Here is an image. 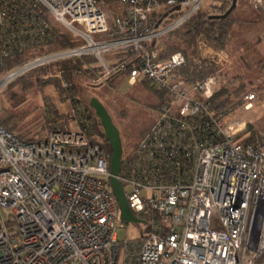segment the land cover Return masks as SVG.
<instances>
[{"label": "built area", "instance_id": "1", "mask_svg": "<svg viewBox=\"0 0 264 264\" xmlns=\"http://www.w3.org/2000/svg\"><path fill=\"white\" fill-rule=\"evenodd\" d=\"M33 1L82 43L0 74V90L35 68L91 56L100 70L90 84L127 71V83L146 80L170 98L117 176L131 212L151 227L140 241L118 240L111 155L80 125L51 130L41 142L0 127V264H118L120 256L123 264H255L264 254V131L243 143L245 122L210 107L229 54L199 39L198 60L213 72L192 81L175 73L185 65L180 52L159 57V38L205 0H114L125 8L111 26L100 0ZM247 2L264 7V0ZM154 12L162 17L151 28ZM48 27L24 0H0V63L43 41ZM254 99L246 94L243 108Z\"/></svg>", "mask_w": 264, "mask_h": 264}, {"label": "trees", "instance_id": "2", "mask_svg": "<svg viewBox=\"0 0 264 264\" xmlns=\"http://www.w3.org/2000/svg\"><path fill=\"white\" fill-rule=\"evenodd\" d=\"M108 1L114 3L116 11H113V14H121L123 12L125 8L124 6L114 0ZM24 2L25 5L35 10L38 13V16L48 23V31L43 41L34 42L24 48L20 53L15 52L4 57L0 63V74L6 73L8 70L34 56L73 47L82 43V40L70 30L61 24L56 23L40 4L33 0H24ZM230 5L231 0H218V4L213 6L215 9L214 12L208 14L199 10L192 14L179 27L163 35V45L159 57L165 58L174 52H180L185 58V65L175 71L179 77L186 81L199 80L213 72V68L209 63L198 60L196 44L199 39H202L216 49L226 50L227 45L231 40V30L236 22V19L233 17V11L225 18H212L210 15L223 14ZM256 9L262 10L264 7ZM163 11H166L165 8L162 9V12ZM161 17V12H154L148 18L147 25L153 28L159 23ZM121 54L122 53L109 54L107 57H115ZM128 54L129 53H127V55ZM262 61L264 64V59ZM94 62L95 59L91 56H80L77 58L55 61L51 64L49 63L28 71L9 82V85L5 89V95L8 99L5 100L4 105L7 102L10 103V107L19 105L25 100L26 94L33 86L45 82L52 84L62 98L75 102L77 100L75 78H80L81 80L90 83L100 70L99 67L94 65ZM48 72H51L50 75L44 78ZM126 74L127 71H124L120 75L123 79H126ZM114 78L115 77L107 80L105 83L112 81ZM232 79L233 80L231 81L220 82L210 100V107L215 112H224L228 116L234 115L237 112L244 92V82L241 81V77L237 75ZM236 81H238V83L236 85L233 84ZM142 82L148 81L143 80ZM155 90L160 96V108L169 100L170 96L165 90H158L156 88ZM48 112L50 113L49 117H42L34 129L30 131L25 130L20 123L23 115L13 112L6 108V106H3L0 107V127L9 131L21 140L35 142L45 140L51 130L71 129L69 125L71 121L68 114L58 113L54 108H50ZM76 114L77 120L79 121L78 126L80 125L83 130L87 132L89 142L99 144L111 155L109 144L104 136L99 120L90 105L88 103L85 104L84 109H79ZM72 117L74 119L76 116ZM257 136L258 135L254 130L247 129L242 142L248 143ZM126 154L127 153L123 151L121 161H123ZM144 224L147 227L146 231H151V227L146 220H144ZM142 236L143 235L137 238V240L140 241Z\"/></svg>", "mask_w": 264, "mask_h": 264}, {"label": "rangeland", "instance_id": "3", "mask_svg": "<svg viewBox=\"0 0 264 264\" xmlns=\"http://www.w3.org/2000/svg\"><path fill=\"white\" fill-rule=\"evenodd\" d=\"M100 1V4L104 3L107 25L111 26L112 12L116 11L114 3L108 0ZM216 4L218 0H205L200 11L210 14L215 11L213 6ZM233 17L236 22L226 48L230 66L222 72L223 74L220 73V82L231 81L234 76L238 75L244 82V92L237 112L227 119L228 121H244V132L250 129L258 135L264 131V64L262 61L264 59V9L254 8L247 0H236ZM163 38L164 36L158 40L161 50ZM50 73L48 72L44 78ZM237 83L238 81L233 84ZM8 85L9 83L0 90V107L6 106L13 112L23 115L20 123L25 130L30 131L42 117H49L50 108L56 109L58 113L68 114L71 121L70 128L75 129L79 124L76 112L84 109L85 104H89L92 97L97 98L107 108L118 128L125 153L130 152L136 146L141 135L154 122L160 105V96L150 82L137 81L129 84L121 75L100 85H93L80 78H75L77 87L75 102L62 98L52 84L45 82L33 86L23 102L10 107L9 102L4 105L5 100L8 99L5 95ZM246 93L255 95L249 110L243 108ZM72 116L76 117L73 119ZM3 216L6 217L5 211H3ZM146 228L144 222L123 223V226L117 229L118 240L122 242L125 239L139 238L141 234L147 232ZM120 246L122 249V243ZM118 264H123L121 256ZM255 264H264V255Z\"/></svg>", "mask_w": 264, "mask_h": 264}, {"label": "water", "instance_id": "4", "mask_svg": "<svg viewBox=\"0 0 264 264\" xmlns=\"http://www.w3.org/2000/svg\"><path fill=\"white\" fill-rule=\"evenodd\" d=\"M235 6L236 0H231L230 7L223 14L210 15V17L225 18L233 11ZM89 105L92 107L96 117L99 120L100 126L111 150V156L109 160V183L120 209L121 220L125 224L129 222L143 223L144 221L142 219L136 217L131 212L125 198L123 186L117 178L123 154L122 140L119 130L113 123V120L105 106L97 98L92 97L89 100Z\"/></svg>", "mask_w": 264, "mask_h": 264}]
</instances>
